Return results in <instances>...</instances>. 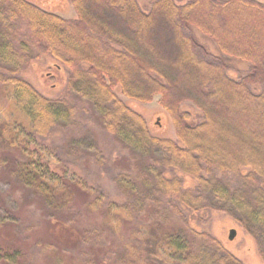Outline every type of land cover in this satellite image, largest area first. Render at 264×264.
Segmentation results:
<instances>
[{"label": "trees", "instance_id": "1", "mask_svg": "<svg viewBox=\"0 0 264 264\" xmlns=\"http://www.w3.org/2000/svg\"><path fill=\"white\" fill-rule=\"evenodd\" d=\"M73 4L77 18L69 19L28 0H0V23L11 31L13 23L22 24L30 45L0 47L1 58L13 65L0 66L2 107L16 119L14 126L1 128L2 139L13 143L20 128L47 136L75 113L73 106L63 108L64 99L48 98L20 74L19 65L32 58L29 52L50 55L70 68L69 88L94 101L109 134L136 149L165 153L154 161L149 181L144 173L116 176L120 190L133 196L123 205L127 216L108 206L100 218L117 234L130 231L122 249L110 255L120 259L118 264H246L214 235L190 225L189 217L208 210L230 214L264 259V3L153 0L148 12L139 0ZM193 29L213 39L223 54L251 63L248 74L231 78L227 62L212 55ZM157 95L173 122L175 139L153 135L144 116L124 100L150 103ZM186 102L201 111L200 121L193 122L183 109ZM16 176L41 195L51 216L70 209L73 185L62 177L49 179L36 161L20 163ZM181 176L194 180L193 185H184ZM99 194L87 199L94 216L101 209ZM173 217L182 224H174ZM57 223L46 224L55 228ZM0 230L6 234L0 237V262L14 264L19 249L13 251L6 240L23 233L8 224ZM88 243L90 238L82 235L73 246L55 245L64 258L76 261L88 255ZM106 257L96 261L105 263ZM109 264L115 263L109 259Z\"/></svg>", "mask_w": 264, "mask_h": 264}, {"label": "rangeland", "instance_id": "2", "mask_svg": "<svg viewBox=\"0 0 264 264\" xmlns=\"http://www.w3.org/2000/svg\"><path fill=\"white\" fill-rule=\"evenodd\" d=\"M29 2L65 18H77L73 0H28ZM153 0H139L144 11L150 10ZM178 4H185L190 0H175ZM263 2L264 0H257ZM0 23V47L4 44L19 47L20 43L30 47L24 37V26L13 23L12 29ZM192 34L210 51L228 64V75L233 79L244 77L250 71L251 63L223 54L216 42L198 29ZM29 52V51H28ZM30 62L20 64L21 76L30 81L35 88L48 98L63 100L64 109L69 106L75 108L70 121H62L57 128L47 136H39L20 128L18 138L13 143L1 135L4 124L7 127L14 120L12 113L6 114L2 104L5 103L0 91V225L16 226L23 236L16 234L8 237V244L19 249L14 264H99L96 259L106 255L107 262L118 264L120 259L110 255L117 254L124 242L130 237L129 232L117 234L102 224L101 218L108 206L120 211L121 217L127 216L123 205L132 200L133 196L124 194L116 183L119 173L147 174V180L153 179L151 169H156L154 161L164 156V152L155 149H136L130 142L115 134H109L105 129L103 114L94 101L80 95L69 88L71 71L68 66L58 63L50 55L36 56V52H29ZM0 66L12 68L13 65L2 59ZM25 65V66H24ZM259 89V87L257 88ZM131 108L139 112L146 119L153 135L176 138L173 122L166 111L159 104V96H155L150 103L130 100L124 97ZM183 109L189 111L192 121L202 119L201 111L192 103L186 102ZM23 135V136H22ZM24 161H36L44 169L49 179L61 178L73 185L75 196L70 202V209L58 211L52 215L45 201L35 191L29 190L16 176L17 168ZM167 174H172L166 171ZM229 175L227 179L233 178ZM184 185H193L192 179L181 176ZM236 182L233 184L235 185ZM149 188V187H148ZM99 192L101 209L99 214L93 215L87 205L88 196L95 198ZM190 225L200 228L218 238L223 245L246 264H264L255 241L227 212L208 210L197 216L189 217ZM57 220L55 228L46 223ZM97 220L99 222H97ZM174 224H182L183 219L173 217ZM66 225L63 231L61 224ZM126 227L130 223L126 220ZM61 227V228H60ZM59 228V229H58ZM236 229V236L231 240V229ZM74 232V234L70 233ZM76 232V233H75ZM6 235L0 230V237ZM84 235L90 238L85 252L75 258L63 257L62 251L55 244L73 246L77 237ZM136 237L139 233L134 234ZM92 242L95 243L93 250ZM139 244V241H137ZM95 252V253H93ZM11 257V256H10ZM102 263V264H105ZM157 264H160L156 261ZM0 264H11L2 261ZM183 264V263H178Z\"/></svg>", "mask_w": 264, "mask_h": 264}, {"label": "water", "instance_id": "3", "mask_svg": "<svg viewBox=\"0 0 264 264\" xmlns=\"http://www.w3.org/2000/svg\"><path fill=\"white\" fill-rule=\"evenodd\" d=\"M236 233H237V231H236V229H231L230 230V234H229V239H233L235 236H236Z\"/></svg>", "mask_w": 264, "mask_h": 264}]
</instances>
